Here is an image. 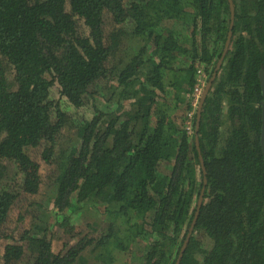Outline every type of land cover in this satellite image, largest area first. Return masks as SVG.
Returning a JSON list of instances; mask_svg holds the SVG:
<instances>
[{
	"label": "trees",
	"instance_id": "obj_1",
	"mask_svg": "<svg viewBox=\"0 0 264 264\" xmlns=\"http://www.w3.org/2000/svg\"><path fill=\"white\" fill-rule=\"evenodd\" d=\"M233 4L198 149L190 95L223 56L229 0H0V264H176L201 158L180 264H264V0ZM90 206L104 227L55 252L49 216L74 232Z\"/></svg>",
	"mask_w": 264,
	"mask_h": 264
},
{
	"label": "rangeland",
	"instance_id": "obj_2",
	"mask_svg": "<svg viewBox=\"0 0 264 264\" xmlns=\"http://www.w3.org/2000/svg\"><path fill=\"white\" fill-rule=\"evenodd\" d=\"M60 97V93H59V88L58 87H53L51 88V98L54 100H57ZM96 99L91 98L90 102H88V105L74 111L71 110L70 114L72 115V118L77 121L80 120L82 118H88L90 114L94 113V101ZM105 106H102V108H104ZM106 110V109H105ZM225 130V127L224 129ZM34 158H39V153L35 152L32 155ZM33 158V159H34ZM35 160V159H34ZM10 173L12 175H15L16 173V169L14 168V166H10ZM15 178V177H14ZM16 182V180H15ZM49 196L51 197V195L49 194ZM50 198L49 197H45L43 198V202H42V208H44L45 210H47L48 207V202H49ZM24 203L29 204L30 203V199H24L23 200ZM53 204H51L50 208L52 209ZM98 210L99 212L95 211L94 207H89L85 210H80L78 213L72 215V218H70V226H73V229L75 230L74 232H70L71 229L70 228H65V229H60L58 226V224L55 223V220L49 216V221L52 224V232L55 236V242L53 244V248L55 252H61L64 249V246L67 245H73L75 243V241L80 238L82 235H85L86 233L95 235L94 231L98 230V229H102V227H104L103 224V217L106 216V213L104 211V207L98 206ZM14 213H16V216L19 215V212L17 210L14 209L13 211ZM25 215V213H24ZM25 227L23 228V226H19L18 230L17 227L13 228L14 232H24L25 230L30 229L31 226V222L32 219H28L27 216L25 215ZM28 224H30V226H28ZM23 228V229H22ZM99 232V231H98ZM19 234V233H18ZM17 234V235H18ZM199 238L202 240L201 236H199Z\"/></svg>",
	"mask_w": 264,
	"mask_h": 264
},
{
	"label": "water",
	"instance_id": "obj_3",
	"mask_svg": "<svg viewBox=\"0 0 264 264\" xmlns=\"http://www.w3.org/2000/svg\"><path fill=\"white\" fill-rule=\"evenodd\" d=\"M230 2V7H231V26H230V32L228 34V40L226 42V45H225V49H224V53H223V56L222 58L220 59V61L218 62L217 64V68L215 70V73L214 75L212 76V78L208 81V83L205 85L204 87V90L202 91L201 93V98L198 102V106H197V119H196V126H195V143L197 145V148L199 149V137H198V133H199V129H200V123H201V117H202V110H203V106H204V103H205V100L206 98L209 96V93L211 91V87H212V84H213V81L215 80V77H216V74L218 72V70L220 69L222 63H223V60L225 58V55L228 51V48H229V44H230V41H231V34H232V28H233V25H234V17H235V8H234V4H233V0H229ZM260 80H261V86H262V94H263V101H262V132H261V147H262V152H263V155H264V73L263 71H261L260 73ZM201 165H202V170H203V174H204V177H203V187L201 189V192H200V195L197 199V204H196V212H195V216H194V220L192 222V225L190 227V230L188 232V235H187V238L181 248V251H180V254H179V258L176 262V264H180V261H181V258L183 257V254L186 250V247H187V243L191 237V234L193 232V229H194V226L196 224V221H197V218L199 216V211L201 209V206L203 205V203L205 202V191H206V186L208 184V180L206 178L207 176V173H206V168L204 166V161L203 159L201 158Z\"/></svg>",
	"mask_w": 264,
	"mask_h": 264
},
{
	"label": "built area",
	"instance_id": "obj_4",
	"mask_svg": "<svg viewBox=\"0 0 264 264\" xmlns=\"http://www.w3.org/2000/svg\"><path fill=\"white\" fill-rule=\"evenodd\" d=\"M205 85V77L203 76L202 72L199 71L198 82L194 89V92L190 95L192 100V107L193 110L188 114V121L186 122V130L188 131L189 135H192L194 129V118L197 111L198 102L201 98L202 88Z\"/></svg>",
	"mask_w": 264,
	"mask_h": 264
},
{
	"label": "clouds",
	"instance_id": "obj_5",
	"mask_svg": "<svg viewBox=\"0 0 264 264\" xmlns=\"http://www.w3.org/2000/svg\"><path fill=\"white\" fill-rule=\"evenodd\" d=\"M202 72V71H201ZM202 74H203V76L205 77V75H204V73L202 72ZM198 77H199V72L197 73V81H198ZM205 85H206V79H205ZM205 85L203 86V88H202V91L204 90V87H205ZM202 93V92H201ZM195 131V127H194V129H193V132ZM192 135H193V133H192ZM191 136V135H190Z\"/></svg>",
	"mask_w": 264,
	"mask_h": 264
}]
</instances>
